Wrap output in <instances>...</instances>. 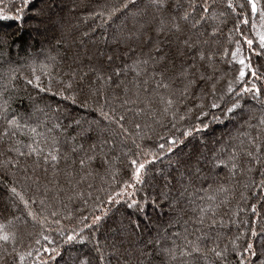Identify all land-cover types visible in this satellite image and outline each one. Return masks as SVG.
<instances>
[{"label": "trees", "instance_id": "obj_1", "mask_svg": "<svg viewBox=\"0 0 264 264\" xmlns=\"http://www.w3.org/2000/svg\"><path fill=\"white\" fill-rule=\"evenodd\" d=\"M257 7L0 0V264H239L249 243L246 264H261L264 0ZM170 45L192 59L177 79L158 59ZM252 84L258 98L243 91ZM101 112L123 115V128ZM131 159L152 161L142 183Z\"/></svg>", "mask_w": 264, "mask_h": 264}, {"label": "snow or ice", "instance_id": "obj_2", "mask_svg": "<svg viewBox=\"0 0 264 264\" xmlns=\"http://www.w3.org/2000/svg\"><path fill=\"white\" fill-rule=\"evenodd\" d=\"M24 2H26V0H24ZM247 4H248V5L250 6V8H251V13H252L253 15L257 14V12H258L257 0H247ZM227 6H228L229 8H232L233 11L236 10L235 7L233 6V4H232L231 2H229ZM241 7H243V5H241ZM203 11H204L205 13H207V12H208V7H207V6H204ZM259 15L261 16L262 19H264V8L259 9ZM2 18H5V17L0 16V19H2ZM17 18L19 19V17H17ZM187 18H188V15L185 14L184 19H187ZM243 23L247 24V23H248V20H247V19H244ZM245 42L247 43L248 47L251 49V48H252V45H253V40H251V39H246ZM259 47H260L261 49H264V35H260V37H259ZM238 52H239V48H237L236 52H233V53H232V56H233V57H236ZM257 54H260V53H257ZM201 59H203V55H202V54H201ZM239 63H240L241 65H244V67H251L250 64H245V60H244V59H240V60H239ZM251 74H252V76H254V77L256 76V72H255V71H253ZM244 77H245V71H244V69L242 68V69L240 70V78L243 79ZM36 80H37V83L34 85V87L38 88L41 92L45 91L46 89H45L44 87H42V86L40 85V83H39V77H36ZM28 83H29V84H32L33 82H32L31 80H29ZM189 83L191 84L192 81H189ZM69 86H70V85H69ZM160 86L165 87V88L168 87L167 84H161ZM47 90L50 91V90H51L50 87H49ZM186 90H187V89H185V91H186ZM232 90H233L232 87L229 86L228 91H229V92H232ZM253 90H255L254 98H258L259 95H260V90L256 87L255 84H252L251 88H244V89H243L244 92H253ZM73 102H75L74 98H73ZM164 102H165L167 105H169V106H171L172 103H173L172 99H170V98L167 99V100L164 101ZM212 107H213V108H216V107H219V105L213 103V104H212ZM238 107H239V101H237L236 103H233V104L231 105V107L227 108V112H228V113H231L234 109H236V108H238ZM165 110H167V109H165ZM101 115L104 117L105 120H110L111 122L117 124L120 128H123V124L121 123V121L124 120V116H123V115H121V116L119 117V120H113L111 117L108 116L107 113H103V112H101ZM8 123H9L10 125L15 124L16 127H20V125H19V123H18V121H17V119H16L15 117H14L12 120H9ZM76 123L78 124L79 121H76ZM25 127H27V125H25ZM137 128H139V125H137ZM31 131H32L33 133L37 134V135H40V133L37 132V129H36V128H31ZM190 131H191V130H190ZM190 131H189V132H185V135H189V134H190ZM168 144H169L168 151L170 152V151L172 150L171 145L175 144V140H174V139H169ZM30 147H31V146H30ZM159 147H160L161 149H163V148L165 147V145H164V144H160ZM74 150H75V149H74ZM32 151H33V152H36L37 150H36V149H32ZM22 154H23V153H22ZM49 156L51 157V160H52V161H56V160L58 159V156L55 155V154H53L52 152L49 153ZM93 158H94V157H89V159H93ZM155 159H156V156H155V154H153V160H155ZM151 162H152V161H148V160H145V161H143V162H138L136 159H131L130 163H131V166H132V168H133V179L136 181V183H142V182H143L142 173H145V172H146V164L151 163ZM80 163H81V165H83V164H84V161L81 160ZM131 186H132V185H129V187H131ZM12 191L15 192V189L13 188ZM117 195H119V193H118ZM112 200H113V198L110 196V197L108 198L109 203H111ZM117 202H119V201H117ZM134 204H136V201H135V200H133L128 206H129V207H132ZM253 211H255V209H253ZM100 219H101L100 216H96V217L94 218V223H95L96 221H99ZM255 234H256V233L253 231L252 235L255 236ZM8 239H9V236H8V235H0V240H3V241H5V242H7ZM45 239H48V237H45ZM73 239H74V236H73V235H68V237H67V240H68V241H72ZM81 239H83V238H81ZM194 250L198 251L199 249L196 248V249H194ZM45 251H49V250H48V249H45ZM52 251H55V249H52ZM245 253H247V257H245ZM216 256H217V257H220V256H222V253H221V252H216ZM238 256L240 257V262H239V264H246V261H247L248 258H250V257H255V256H256L255 251H253V245H252L251 243L247 244L246 248L243 249L242 251H240V252L238 253ZM21 259H23V257H21ZM101 259H102V257H101ZM261 264H264V261H261Z\"/></svg>", "mask_w": 264, "mask_h": 264}, {"label": "rangeland", "instance_id": "obj_3", "mask_svg": "<svg viewBox=\"0 0 264 264\" xmlns=\"http://www.w3.org/2000/svg\"><path fill=\"white\" fill-rule=\"evenodd\" d=\"M172 44L174 46H177L175 39H172ZM205 52H206V50H205ZM158 56H160V57H158V59L161 57H164L165 61H166V64H165L166 68H165V70L162 69L161 72L168 73V75L172 76V78H174V79L178 78L179 68H180V66H182V63H184L185 60H188L189 66H191L190 63H192V59H190V57H187L186 53L181 52L180 48L173 47L172 45H170V48L168 50H165V52H160L158 54ZM168 59L170 60V62L168 61ZM202 78L203 77H201V76L200 77L195 76L196 82H199L200 80H202ZM211 90L213 91V89H211Z\"/></svg>", "mask_w": 264, "mask_h": 264}]
</instances>
